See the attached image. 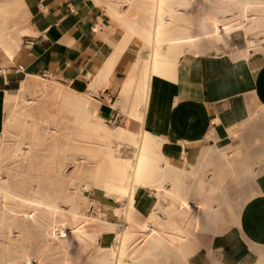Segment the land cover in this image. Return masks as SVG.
<instances>
[{"label": "bare ground", "instance_id": "1", "mask_svg": "<svg viewBox=\"0 0 264 264\" xmlns=\"http://www.w3.org/2000/svg\"><path fill=\"white\" fill-rule=\"evenodd\" d=\"M15 1L22 5L20 0ZM83 1L106 8L126 28V37L138 36L148 50L142 64L139 58L134 65L123 92L128 100L135 90L136 106L143 110L150 76L163 72V65L173 70L178 57L186 52L228 50L232 54V42L240 34L247 36L244 54H249L260 48L257 36L264 35V0ZM7 8L1 7L6 13L0 18V39L13 36V29L19 35L24 19H15L12 8ZM233 9L238 13L236 23L220 17L228 16ZM139 64L140 71L135 75ZM20 73L18 93L0 92V229L7 232L0 237V264H164L169 259L162 260L167 251L190 246L200 233V214L209 224L216 223L219 213L210 205H190L183 197L167 222L157 214L142 220L135 198L142 186L156 187L155 194L160 195V165L168 162L159 150L156 134L147 129L133 134L109 124L100 110L98 76L82 89L81 82L79 85L75 80L63 82L25 70ZM131 114L144 118L139 108ZM123 146L133 152L130 158L121 154ZM226 159L233 166V155ZM69 162L74 170L66 174ZM88 164H95V180L103 164H108L105 169L115 177L113 184L102 179L81 184L82 189L100 194L92 203L95 214L92 209H83L82 189L75 184ZM65 178L66 188L57 192L55 180ZM55 195L58 197L52 198ZM101 196L116 202L122 227L101 220ZM106 231L116 232L108 247L97 239Z\"/></svg>", "mask_w": 264, "mask_h": 264}, {"label": "crops", "instance_id": "2", "mask_svg": "<svg viewBox=\"0 0 264 264\" xmlns=\"http://www.w3.org/2000/svg\"><path fill=\"white\" fill-rule=\"evenodd\" d=\"M20 1L19 35L0 39V92L18 93L24 70L75 80L82 89L98 76L108 122L133 134H156L168 162L160 165V195L156 187L142 186L135 198L142 220L157 214L167 222L181 197L210 205L219 218L209 224L200 214L186 264H264V35L257 36L261 49L249 54L247 36L240 34L232 54L186 52L173 70L162 64L163 72L150 76L143 110L135 90L128 100L123 96L137 60L149 56L138 36L127 38L106 8L83 0ZM17 65L24 67L19 73L10 69ZM138 108L143 119L131 114ZM115 204L101 196L98 214L119 228ZM115 234L104 232L101 244H112Z\"/></svg>", "mask_w": 264, "mask_h": 264}, {"label": "rangeland", "instance_id": "3", "mask_svg": "<svg viewBox=\"0 0 264 264\" xmlns=\"http://www.w3.org/2000/svg\"><path fill=\"white\" fill-rule=\"evenodd\" d=\"M245 1V0H243ZM248 2H255L256 0H246ZM22 4V2H20ZM0 6L2 7V5L0 4ZM3 6H8L7 9L11 11H13L15 13V19H20L21 18V11L24 9V5L22 4L21 6L18 5L16 3L15 0H13L12 2H9L8 4L6 5H3ZM1 7H0V18H2V16L6 13L4 12L3 10H1ZM14 15V14H11V16ZM20 15V16H19ZM232 15V16H230ZM237 16H238V13H237V10L236 9H233V11L231 12V14H229L228 16H220L221 18H226L228 19V21L230 23H236L237 21ZM2 19H0L1 21ZM8 31V30H7ZM11 33H13V37L14 36H18V31L16 29H13V30H10ZM140 63L142 62V58H140ZM142 64V63H141ZM141 64L138 65V71L137 73H139L140 71V68H141ZM108 121V120H107ZM110 124V123H109ZM111 125V124H110ZM113 125V124H112ZM116 126V125H114ZM126 149V150H124ZM132 152L131 149L127 148L126 146H123L122 147V152L121 154L124 156V157H128L130 158L132 155H133V152ZM105 167L108 169V164H103L101 167H100V173L98 175V179L95 180V164H88L85 168V171L83 172L82 176L80 177V179L77 180V182L75 183L76 186L78 187V189H82L81 188V184L83 182H93V181H97V180H101L102 181H105L107 183H111L113 184L115 182V177L113 176L112 172L110 171H107V169H105ZM74 170V166L69 162L68 165H67V168H66V174L68 173H71L72 171ZM106 170V171H105ZM68 182V178H65L64 180H55L53 186L54 188L56 189L57 192H62L65 188H66V184ZM46 185H47V182L45 181L43 184H42V188L45 190L46 189ZM82 207L83 209H86L87 211H90V209H92L91 213L92 214H95L96 211L93 210V201L96 200L98 198V196L100 195L99 193H94L92 191V189H82ZM58 197V195H55V196H52V198H56ZM58 200H61V199H58ZM3 205L0 204V218L2 217V207ZM62 206L64 208H67V204L65 203H62ZM119 216V215H118ZM121 216V215H120ZM119 216V217H120ZM121 219V225L123 224V221H122V217H120ZM7 232L2 229H0V237H2L3 235H5ZM97 239H100V237L97 236ZM43 240V238H42ZM111 245V244H110ZM108 245V246H110ZM108 246H105V247H108ZM106 249V248H104ZM167 254H164V259L162 260H165V259H168V263H164V264H186V261L188 259V257L190 256L191 254V250H190V246H180L179 250L176 252H172V251H167L166 252Z\"/></svg>", "mask_w": 264, "mask_h": 264}, {"label": "built area", "instance_id": "4", "mask_svg": "<svg viewBox=\"0 0 264 264\" xmlns=\"http://www.w3.org/2000/svg\"><path fill=\"white\" fill-rule=\"evenodd\" d=\"M10 69H14V70H16V72H20V71H22L24 69V67L22 65H17V66H14V67L10 68ZM10 69H9V71H10ZM1 71L2 70H0V73H1Z\"/></svg>", "mask_w": 264, "mask_h": 264}]
</instances>
